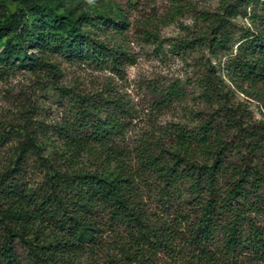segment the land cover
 Instances as JSON below:
<instances>
[{"label": "trees", "instance_id": "trees-1", "mask_svg": "<svg viewBox=\"0 0 264 264\" xmlns=\"http://www.w3.org/2000/svg\"><path fill=\"white\" fill-rule=\"evenodd\" d=\"M248 7L252 23L263 30L246 31L226 76L238 90L243 84H264V0H218L215 11L197 16L206 29L173 49H207L212 55L228 50L231 19L246 14ZM78 45L88 48L86 60L114 74L120 75L129 62L122 50L101 42L69 43ZM22 62L48 66L56 76L40 57L24 55ZM201 68L202 77L194 83L205 108L193 122L173 123L158 134L140 136L133 145L124 143L130 109L122 96L75 95L73 123L60 127L58 137L76 153L98 155L101 167L112 166L107 172L74 169L66 156H44L29 116L8 129L0 123L2 145L15 128L23 131L11 160L0 168V264H158V252L170 254L167 264H236L249 256L264 261V228L257 221H264V165L258 163L264 158V123L245 124L208 58ZM155 94L161 108L187 95L178 80ZM29 156L35 157L39 181L27 177ZM181 185L190 197L189 210L184 214L175 208L166 223L163 216L173 208L170 201ZM144 198L156 202L162 214L149 211ZM176 241L183 243L179 250ZM16 243L24 248L26 263ZM183 251L186 261L179 257Z\"/></svg>", "mask_w": 264, "mask_h": 264}, {"label": "rangeland", "instance_id": "rangeland-1", "mask_svg": "<svg viewBox=\"0 0 264 264\" xmlns=\"http://www.w3.org/2000/svg\"><path fill=\"white\" fill-rule=\"evenodd\" d=\"M217 6L218 0H0V123L8 129V124H21L29 116L28 126L37 133L44 156H66L74 169L107 172L112 166L101 167L98 155L87 151L76 153V149L58 137L60 127L73 123L75 95L122 96L130 109L125 119L124 143L128 140L133 145L140 136L158 134L173 123L193 122L195 113L205 108L194 82L202 77L201 67L206 58L221 77L223 89L228 91L229 100L244 123H264V84L254 88L243 84L242 90H238L226 76L228 62L246 31L263 30L258 22L252 23L249 7L246 14L231 19L228 50L212 55L207 49H173L180 40L191 39L205 30L207 23L197 16L202 11H215ZM255 11L257 15L259 8ZM75 39L81 43L98 41L120 49L129 62L123 65L120 75L114 74L107 66L86 60L91 56L82 44L69 47ZM24 55L42 58L52 65L56 76H51L48 66L25 64ZM177 80L187 93L185 99L169 108L158 107L155 91ZM60 87L67 91L62 92ZM21 140L23 131L15 128L10 141L0 144V168L11 160ZM115 141L121 144L120 140ZM89 146L97 148L94 144ZM34 161L35 157L29 156L27 177L39 181L41 174ZM232 161L238 163V158ZM258 163L264 165V158ZM183 188L181 185L179 192H174L170 201L174 206L163 216L166 223L173 220L175 208L184 214L189 210L186 203L190 197ZM144 202L149 211L160 214L156 202L146 198ZM257 221L264 228V221L261 218ZM182 244L176 241V250ZM15 248L26 263L24 248L17 243ZM180 255L186 261L187 251ZM97 259L100 261V257ZM155 260L167 264L171 256L158 252ZM236 264H264V261L249 256L247 261L238 259Z\"/></svg>", "mask_w": 264, "mask_h": 264}]
</instances>
